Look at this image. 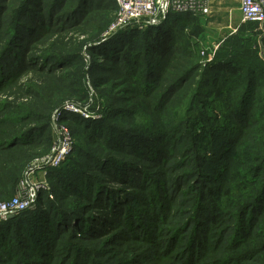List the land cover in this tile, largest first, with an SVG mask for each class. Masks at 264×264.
<instances>
[{"label":"rangeland","instance_id":"obj_1","mask_svg":"<svg viewBox=\"0 0 264 264\" xmlns=\"http://www.w3.org/2000/svg\"><path fill=\"white\" fill-rule=\"evenodd\" d=\"M10 1L8 9L0 6L3 27L0 30V143L8 146L42 134L43 144L29 151L33 156L25 173L34 159L50 153L57 139V133L50 127V119L45 123L24 122L30 116L23 107L33 100L31 88L56 85L58 76L68 77L70 82H78L80 77L84 85L90 87V79L99 73V67L112 75L115 65L112 60L126 61L127 57L132 60V52L142 54L146 48L144 35L150 28L138 26L130 40L121 38L120 41L117 39L119 44L104 45L107 52L101 50L103 46L93 51L91 47L98 45L104 35L89 36L103 14L100 6L94 5V0L88 3L97 10L91 17V10L87 12L83 8L86 14L78 12V0H64L61 6L57 4L59 0H34L32 10L28 12V7L23 10L24 0ZM234 5L228 1L226 12L215 16L211 13L210 18L201 16L196 20L197 24H202V31L198 36L190 35V39L195 53L206 63L214 60V50L221 41L235 37L245 25L240 6L230 10ZM117 9L113 12L115 17ZM78 18L83 23L74 22ZM113 19L114 22L116 18ZM113 22L107 27L105 38L110 35ZM260 27L264 31V24ZM174 31L177 35L188 34L178 28L171 33ZM258 43L264 57V41L259 39ZM76 46L80 49L82 67L64 72L66 66L74 65L71 55ZM86 46H89L88 50ZM125 47H130L132 52H126ZM91 51L99 52L98 58L94 59ZM143 59L148 58L145 55ZM145 67L142 64L141 75H145ZM83 88L78 89V93ZM61 89L58 91L61 102L79 103L100 115L98 119L101 120L99 124L76 120L68 121L69 125L64 123L70 130L74 148L57 175L49 179L50 192H47L54 200L58 197V202L49 203L50 208L40 209L36 205L20 215L17 213L0 237V264H207L200 256L205 254L208 240V259L243 255L246 258L244 264H264V206L260 207V202L248 210L249 218L240 235L247 232L253 218L258 222L257 227L249 229L241 247L232 246L241 224L238 221L240 211L252 200L249 189L239 187V192L228 194L230 200L222 210L232 211V217L235 214L236 217L229 222L225 214L222 224L213 225L210 234L206 226L213 224L216 216L211 209L207 212L197 203L200 189L187 196L189 183L199 188L202 185L213 187L210 182L217 179L223 171L221 165L226 162V152L221 145L231 146L234 122L218 116L219 111L212 113L202 103L196 104L193 119L198 114L208 118L206 123L213 132L210 135L220 136H207L202 148L196 146L186 157L185 149L194 141V134L188 128L176 129L174 136H180L176 141L171 138L173 135L165 140L167 136L161 133L145 136L140 135L142 132H117L115 120L107 116L104 88L99 89L97 99L88 97L85 102L73 99L72 92ZM33 129L38 130L32 132ZM196 155L206 158L204 161L196 159ZM217 162L219 165H211ZM186 165L191 166L187 169ZM204 165L208 172H204ZM256 165H262V160L253 167ZM197 167L204 174L195 172ZM187 174L193 176L189 178ZM206 196L204 207L211 201V195L207 193ZM156 215L161 218L159 224ZM220 233L222 242H217ZM254 241L263 249L262 253L256 255L248 251Z\"/></svg>","mask_w":264,"mask_h":264},{"label":"trees","instance_id":"obj_2","mask_svg":"<svg viewBox=\"0 0 264 264\" xmlns=\"http://www.w3.org/2000/svg\"><path fill=\"white\" fill-rule=\"evenodd\" d=\"M63 1L59 0L57 4L61 6ZM89 1L93 0H78L76 8L78 12H83V14H86L85 10L87 12L91 10V17L97 10L96 7L88 6ZM94 1L96 3L94 5H99L98 8L103 11V14L97 28L89 36L96 38L102 34L104 35L98 45L92 47L90 45L91 49L96 51L97 47L103 46L101 50L107 52L104 45L118 43L121 38L122 40H130L131 34L137 31L139 25L134 24L121 28L109 33L110 35L105 38L106 29L115 18L113 12H115L118 5L114 0ZM10 2V0H0V6L3 9H8ZM34 2V0H24L23 10L27 7L29 8L27 12L32 10L30 8H33ZM198 17L201 16L190 13H173L163 24L157 27L147 26L146 28H150V31H147L144 35L146 41L144 52L142 54L132 52L129 49L130 47H125L126 52L133 53L132 60L131 57H127L126 61L116 62V60H112L115 63L111 70L112 75L104 73L105 69L99 67L101 68L99 73L90 79V87L84 85L80 77L78 82H70V79L65 76H58L59 83L51 87H32L33 100L23 107L28 110L30 116L24 122L28 120L34 123H45L50 119V127H52L51 114L55 108L65 101L61 102V98L58 97V91L62 90L61 88L72 92L75 96L73 99L81 102L87 101L88 97L97 99L99 89L104 88L108 104L107 116L115 120L118 127L117 132H142L140 135L145 136L161 133L167 136L165 140L173 135L171 138L176 141L180 139L179 135L174 136L176 129L186 127L194 134L192 145L188 144L184 153V156L189 157L196 146L202 148L203 141L207 140V136L214 138L220 136L217 134L210 135L213 132L209 131L206 123L208 118L198 114L193 119L196 104L202 103V106L212 113L219 111L218 116L227 117L231 123L236 124L231 146L229 144L221 145V148L226 152V162L221 165L223 171L219 172L216 180L210 182L213 187L202 185L199 188L189 183L187 196L200 189L198 200L202 202L198 201L197 203L207 212H210L208 210L211 209L216 216L212 220L213 224L209 227L206 226V230L210 234L213 225L216 227L217 223H221L225 214L228 216L227 220L229 222L236 217V214L232 217L234 214L232 211L222 210L223 205H226L227 201L230 200L228 194L234 191L235 193L239 192V187L245 186L249 189L251 193L249 196L252 197V200L246 203L240 211L238 221L241 224L235 234L234 239L236 241L232 244L234 248H239L242 246L245 237L249 235V229H255L258 223L255 222L256 218H253L247 232L240 235L243 233L242 230L247 218H249L248 210L256 202H260L258 204L260 207L264 206V57L261 54L262 49L259 43L257 44L259 39L261 42L264 41V31L261 29V23L259 22H244L245 25L241 32L235 37L221 41L218 49L214 50L216 51L214 60L204 65L205 60L195 53L190 39V35L198 36L202 31V24L196 22ZM74 22L83 23L81 18ZM0 25V30H3L2 23ZM177 28L181 32L187 31L188 34L177 35V31L171 33V30ZM153 30H156V33H153ZM88 48L89 46H86L87 50ZM118 48L121 47L118 45ZM79 50L77 46L72 48L73 54L71 56H73L74 65L66 66L63 69L64 72H68L72 68L79 70L82 67ZM91 54L95 59L98 58L100 53L95 54L92 52ZM145 55L148 59L144 60ZM142 64L146 65L145 75L140 73ZM56 86H59L60 89H57ZM82 88L83 91L78 93V89ZM40 111L45 113H39ZM61 120L69 125L68 121L73 122V120L99 124L101 119L88 120L78 114L64 113ZM143 122L145 125H143ZM37 130L33 129L32 132ZM91 135H94V133ZM41 136H34L21 143L8 144V146L0 143V201L9 200L16 194L25 167L33 156V154L30 156L29 151H34L36 146L43 144ZM210 140L218 142L216 139H209L208 141ZM205 158V156L196 155V159L204 161ZM259 160H262V165L253 167ZM64 162L59 167L50 170L49 179L57 175ZM219 162L211 165H219ZM190 166L186 165V168L188 169ZM204 169V172H208L206 165H204ZM195 172L204 174V172L199 171L198 167ZM189 174L187 176L191 178L193 175ZM249 179L250 182L246 181ZM201 180L200 178V182ZM207 193L211 195L209 197L211 201L209 200L208 207H204ZM58 199V197L55 200L52 197L50 198L49 193L43 191L37 206L40 209L50 208L52 205H49V203L52 201L56 203ZM229 206L230 208L233 207L231 203H229ZM28 210H23L18 214L20 215ZM18 214L0 223V237L6 233L8 226ZM155 220L159 224L161 218L156 215ZM204 238L208 240V237L205 236ZM208 242L209 240L206 247H204L205 254L200 256V259L206 260L207 264H244L246 258L243 255L230 258L225 256L222 257L223 259H208L206 255L208 248H210ZM217 242H222V233H220V236L217 235ZM247 249L256 255L263 252L256 241L252 242Z\"/></svg>","mask_w":264,"mask_h":264},{"label":"built area","instance_id":"obj_3","mask_svg":"<svg viewBox=\"0 0 264 264\" xmlns=\"http://www.w3.org/2000/svg\"><path fill=\"white\" fill-rule=\"evenodd\" d=\"M118 9L109 32L129 25L155 26L167 21L173 13H190L206 16L211 13L214 0H114ZM242 21L264 24V0H239ZM206 61H204V64ZM64 113L78 114L85 119H98L100 115L90 112L79 103L67 101L52 114V127L57 139L50 151L34 159L21 178L16 194L9 200L0 201V223L13 215L36 206L43 191L50 192L49 172L59 167L73 148L72 135L62 122Z\"/></svg>","mask_w":264,"mask_h":264},{"label":"crops","instance_id":"obj_4","mask_svg":"<svg viewBox=\"0 0 264 264\" xmlns=\"http://www.w3.org/2000/svg\"><path fill=\"white\" fill-rule=\"evenodd\" d=\"M228 1L232 2V4L235 3L234 6H231L230 10L239 9V6H240L239 0H214L212 2V5H211V10H212L211 11L212 14L210 13L211 16H213V15L215 16L218 13L226 12L228 10V8H227V6H225V4ZM209 15H206V17L210 18ZM241 20H242V15H241Z\"/></svg>","mask_w":264,"mask_h":264},{"label":"bare ground","instance_id":"obj_5","mask_svg":"<svg viewBox=\"0 0 264 264\" xmlns=\"http://www.w3.org/2000/svg\"><path fill=\"white\" fill-rule=\"evenodd\" d=\"M163 24V23H162ZM157 27V26H156ZM124 41V40H123Z\"/></svg>","mask_w":264,"mask_h":264}]
</instances>
